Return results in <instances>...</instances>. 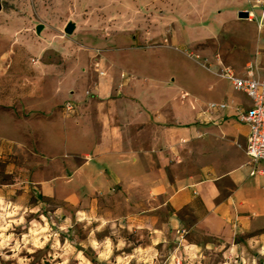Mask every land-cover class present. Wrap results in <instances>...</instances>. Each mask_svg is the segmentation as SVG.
<instances>
[{"label": "rangeland", "instance_id": "374dc122", "mask_svg": "<svg viewBox=\"0 0 264 264\" xmlns=\"http://www.w3.org/2000/svg\"><path fill=\"white\" fill-rule=\"evenodd\" d=\"M205 1L0 0V264H264V249L249 233L236 236L235 246L191 231L180 238V228L158 214L144 217L116 191L80 200L59 169L71 150L65 148L70 130L65 133L62 124L68 115L61 110L63 98L74 99L69 93L74 90L84 93L99 73L94 63L106 52H131L135 56L124 70L134 69L149 83L173 79L189 95L185 102L191 100L202 62L189 45L162 39L176 25L198 23ZM220 4L242 7L241 20L248 11L264 14V0ZM69 21L74 29L66 34ZM37 24L42 25L39 32ZM55 103L61 104L54 113L38 111L23 118L24 105L47 109ZM18 144L35 151L30 157L42 166H50L40 173L53 178L56 197L30 188L32 171L17 152Z\"/></svg>", "mask_w": 264, "mask_h": 264}, {"label": "crops", "instance_id": "0c3cea01", "mask_svg": "<svg viewBox=\"0 0 264 264\" xmlns=\"http://www.w3.org/2000/svg\"><path fill=\"white\" fill-rule=\"evenodd\" d=\"M222 2H202L205 13L198 23L176 25L162 39L189 45L202 62L197 65L202 77L188 102L189 95L173 79L158 77L149 83L134 69L124 70L135 56L131 52L117 49L96 60L101 75H95L83 94L74 90L69 92L74 99L63 98L62 104L71 101L74 110L63 117L65 133L70 130L65 148L71 150L59 169L66 173V184L79 191L80 200L116 191L144 217L158 214L173 228H186L224 245L235 246L236 236L249 233V239L264 249V178L249 175L251 164L244 153L248 128L236 121L229 107L206 112L207 103L249 108V100L218 71L229 67L241 76L252 61L264 79V14L248 11L241 20L237 14L242 7L219 8ZM184 30L192 35L182 38ZM148 45L158 47L154 42ZM61 82L59 78L57 86ZM60 104L47 109L24 105L23 118L38 111L54 113ZM17 148L32 171L30 188L56 197L53 178L41 174L50 166L30 157L26 146Z\"/></svg>", "mask_w": 264, "mask_h": 264}, {"label": "built area", "instance_id": "2783aa9c", "mask_svg": "<svg viewBox=\"0 0 264 264\" xmlns=\"http://www.w3.org/2000/svg\"><path fill=\"white\" fill-rule=\"evenodd\" d=\"M101 75V73H98ZM218 75L225 79L230 86L242 93L250 102L246 111L227 103H207L206 112L231 108L236 113L238 123L248 128L246 137L245 156L251 164L250 176L258 175L264 178V79L258 77L255 66L248 63L244 66L241 76H237L229 67H220ZM74 110V103L65 101L62 104L64 115ZM180 238L187 233L183 228L177 229Z\"/></svg>", "mask_w": 264, "mask_h": 264}, {"label": "water", "instance_id": "95a60500", "mask_svg": "<svg viewBox=\"0 0 264 264\" xmlns=\"http://www.w3.org/2000/svg\"><path fill=\"white\" fill-rule=\"evenodd\" d=\"M0 9H1V2H0ZM239 16H241V14H238ZM243 16H246V12L243 13ZM42 28L41 24H37L35 27L36 32H39V30ZM74 29V23L69 21L65 24L64 28H63V32L66 34H70Z\"/></svg>", "mask_w": 264, "mask_h": 264}]
</instances>
